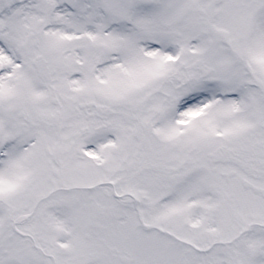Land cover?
<instances>
[{"label": "snow or ice", "instance_id": "6c2138e0", "mask_svg": "<svg viewBox=\"0 0 264 264\" xmlns=\"http://www.w3.org/2000/svg\"><path fill=\"white\" fill-rule=\"evenodd\" d=\"M0 264H264V0H0Z\"/></svg>", "mask_w": 264, "mask_h": 264}]
</instances>
